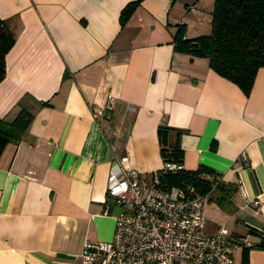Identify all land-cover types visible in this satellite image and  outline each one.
<instances>
[{
  "label": "crops",
  "instance_id": "1",
  "mask_svg": "<svg viewBox=\"0 0 264 264\" xmlns=\"http://www.w3.org/2000/svg\"><path fill=\"white\" fill-rule=\"evenodd\" d=\"M130 1L0 0L14 34L0 116L21 98L33 112L0 154V264H82L85 240L113 234L114 152L150 175L163 161L160 125L173 129L167 144L179 143L184 169L221 178L203 207L206 232L224 223L231 241L252 243L235 250L236 264H264V67L245 93L205 57L174 48L178 24L188 38L211 30L213 0H141L121 24ZM93 105L110 118L95 121Z\"/></svg>",
  "mask_w": 264,
  "mask_h": 264
},
{
  "label": "built area",
  "instance_id": "2",
  "mask_svg": "<svg viewBox=\"0 0 264 264\" xmlns=\"http://www.w3.org/2000/svg\"><path fill=\"white\" fill-rule=\"evenodd\" d=\"M91 115L100 123L101 117L110 118V107L93 105ZM120 133L119 124L111 127L107 141L112 152V139ZM110 162L106 196L119 208L113 216V234L106 240H85L82 264H236L235 250L252 246L245 238L231 241L224 223L206 232L207 193L198 192L192 184H162L161 174L182 170L181 161L163 160L150 175L131 166L128 154L114 152ZM202 178L213 185L221 180L219 175ZM246 203L259 201L246 199Z\"/></svg>",
  "mask_w": 264,
  "mask_h": 264
},
{
  "label": "trees",
  "instance_id": "3",
  "mask_svg": "<svg viewBox=\"0 0 264 264\" xmlns=\"http://www.w3.org/2000/svg\"><path fill=\"white\" fill-rule=\"evenodd\" d=\"M140 2L133 0L122 8L119 16L121 24L126 22ZM211 16V31L208 34L188 38L185 25L178 24L173 37L174 48L179 52L205 57L212 70L248 93L256 72L264 67V0H213ZM13 43V32L0 18V80L5 73V54ZM32 119L33 112L24 104L23 98L0 116V154L7 143L22 138ZM171 129L164 125L158 127L160 153L163 160L182 162L179 143L175 142L173 146L167 144ZM176 132L179 135L182 130L176 129ZM204 174L217 175L212 169L199 166L195 170L183 167L176 172H166L160 178L162 184L166 185L192 184L200 193L208 194L212 188L221 187V180L213 185L202 178Z\"/></svg>",
  "mask_w": 264,
  "mask_h": 264
},
{
  "label": "rangeland",
  "instance_id": "4",
  "mask_svg": "<svg viewBox=\"0 0 264 264\" xmlns=\"http://www.w3.org/2000/svg\"><path fill=\"white\" fill-rule=\"evenodd\" d=\"M186 28V27H185ZM211 30H208V31H201V33H199L198 35H200V34H208L209 32H210ZM197 35V36H198Z\"/></svg>",
  "mask_w": 264,
  "mask_h": 264
}]
</instances>
